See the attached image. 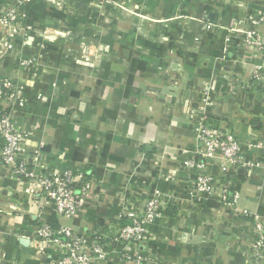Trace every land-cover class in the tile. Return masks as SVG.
<instances>
[{"label": "crops", "instance_id": "crops-1", "mask_svg": "<svg viewBox=\"0 0 264 264\" xmlns=\"http://www.w3.org/2000/svg\"><path fill=\"white\" fill-rule=\"evenodd\" d=\"M12 5L35 28L63 34L38 48L37 78L22 75L24 102L12 121L27 130L29 166L83 169L90 193L66 223L79 233L106 231L153 189L171 196L143 245L111 240L94 264H125L121 253L135 249L143 264H250L247 215L264 218V87L253 84L258 60L241 35L225 38L229 19L264 34V0H0V12ZM20 41L0 47V77H16ZM82 44L92 57L82 56ZM207 84L209 124L231 130L253 165L221 174L211 161L213 192L195 203V172L184 162L197 157L192 127ZM40 223L57 228L59 219L0 165V264H39L24 239Z\"/></svg>", "mask_w": 264, "mask_h": 264}, {"label": "built area", "instance_id": "built-area-1", "mask_svg": "<svg viewBox=\"0 0 264 264\" xmlns=\"http://www.w3.org/2000/svg\"><path fill=\"white\" fill-rule=\"evenodd\" d=\"M18 8V5H12L0 12V29L5 30L0 32V47L3 52L14 49L17 38L21 40L16 77H0V165L8 168L10 175L23 188V195L27 199L32 201L41 197L59 219L57 228H53L49 223H40L25 236L32 251L30 257L39 264H94L107 258V242L111 240L124 245L143 241L147 227L164 215L171 196L153 189L142 201V205L140 204L142 209H125L118 212L114 218L116 221L106 231L90 229L86 233H79L66 223V219L75 217L82 210L83 202L90 193L83 169L76 165L62 170L45 169L41 165L29 166L27 149L22 140L27 130L18 128L12 121L13 111L24 102L22 75L36 79L40 67L38 48L55 42L63 34L57 27L35 28L26 22V14L20 13ZM241 24L242 20L229 19L225 39L228 44L231 34L241 35L244 45L258 60L252 71L253 84L264 87V34L244 30ZM37 37L40 42H36ZM77 45L80 46L81 43ZM88 47L82 44L84 58L91 56ZM209 90L211 85L207 84L205 96L197 107L199 115L194 118L192 127L194 153L197 157H189L184 162L185 169L195 172L194 193L191 196V202L195 203H204L213 192V175L207 171L211 161L217 160V169L221 174L229 173L243 162L249 167L253 165L252 162L243 160V146L231 130L221 132L209 124L205 106ZM247 146L251 148L254 145L248 142ZM226 199V190L221 186L218 202L222 206L226 205ZM125 217L130 221L120 223ZM247 217L248 227L253 234L247 253L248 262L264 264V218L255 215ZM120 259L125 264H143L145 258L135 249L132 252L123 251Z\"/></svg>", "mask_w": 264, "mask_h": 264}, {"label": "water", "instance_id": "water-1", "mask_svg": "<svg viewBox=\"0 0 264 264\" xmlns=\"http://www.w3.org/2000/svg\"><path fill=\"white\" fill-rule=\"evenodd\" d=\"M237 170H238V171H242V174H243V175H244L245 172H246V168H245L244 166H238V167H237ZM225 176L229 177V176H234V175H225ZM235 176H236V175H235ZM24 240H25L24 243H26V242H27V239H24ZM143 243H144V242H141V243H140V246L143 245Z\"/></svg>", "mask_w": 264, "mask_h": 264}, {"label": "rangeland", "instance_id": "rangeland-1", "mask_svg": "<svg viewBox=\"0 0 264 264\" xmlns=\"http://www.w3.org/2000/svg\"><path fill=\"white\" fill-rule=\"evenodd\" d=\"M0 30H1L2 32H4V31H5L4 29H3V30H2V29H0Z\"/></svg>", "mask_w": 264, "mask_h": 264}]
</instances>
